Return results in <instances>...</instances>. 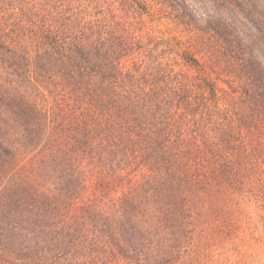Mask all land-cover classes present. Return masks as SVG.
<instances>
[{
  "label": "trees",
  "instance_id": "obj_1",
  "mask_svg": "<svg viewBox=\"0 0 264 264\" xmlns=\"http://www.w3.org/2000/svg\"><path fill=\"white\" fill-rule=\"evenodd\" d=\"M149 1L0 0V264L264 242V0Z\"/></svg>",
  "mask_w": 264,
  "mask_h": 264
},
{
  "label": "rangeland",
  "instance_id": "obj_2",
  "mask_svg": "<svg viewBox=\"0 0 264 264\" xmlns=\"http://www.w3.org/2000/svg\"><path fill=\"white\" fill-rule=\"evenodd\" d=\"M146 4L148 11L150 12V15L153 16L152 18L146 16V21H151L152 23H149L151 29L166 31L168 28H170V25L165 20H158L157 16H155L157 6L154 4V2L149 0H140ZM191 2H194V0H189ZM263 230H261L262 232ZM261 236L264 238V233H261ZM243 254L241 256H231L232 262H235L233 264H264V242L262 244L254 245L249 243L248 245L244 246Z\"/></svg>",
  "mask_w": 264,
  "mask_h": 264
}]
</instances>
